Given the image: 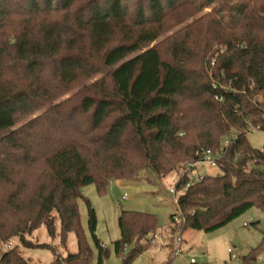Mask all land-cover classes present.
Here are the masks:
<instances>
[{"label":"trees","instance_id":"obj_1","mask_svg":"<svg viewBox=\"0 0 264 264\" xmlns=\"http://www.w3.org/2000/svg\"><path fill=\"white\" fill-rule=\"evenodd\" d=\"M214 4L215 13L195 22L198 33L189 27L186 36L166 41L167 60L149 47L171 13L188 7L194 15ZM99 75L73 109L81 122L55 125L62 129L56 135L38 119L14 130ZM70 102L43 115L53 120ZM257 130L264 131V0H0V190H9L0 200V264H31L20 245L46 247L27 237L44 226L55 238L57 224L63 243L71 233L78 240V253L65 261L90 259L80 189L96 184L103 192L109 181L137 175L116 165L92 173L83 144L97 132L98 155L110 158L131 143L159 177L230 140L218 160L220 173L204 176L179 198L183 222L172 216L174 229L212 232L252 208L264 210V148L248 142ZM39 163L50 184L29 193L20 177ZM89 228L103 264L91 208ZM119 229L116 252L137 245L123 261L130 264L151 248L143 240L155 238L158 224L153 215L130 211L120 216Z\"/></svg>","mask_w":264,"mask_h":264},{"label":"rangeland","instance_id":"obj_2","mask_svg":"<svg viewBox=\"0 0 264 264\" xmlns=\"http://www.w3.org/2000/svg\"><path fill=\"white\" fill-rule=\"evenodd\" d=\"M85 2L79 5H84ZM217 6V4L211 5L194 15H192L195 12L194 9L188 7L179 11L178 15L171 13L166 22L167 29L149 47L156 46L163 59L167 60L169 43L166 41L171 39L174 41L176 38L186 36L191 27H194L195 33H198L199 29H196L195 22L206 15L215 13ZM197 36L202 37L201 34H197ZM215 48L217 47L215 46ZM100 78L101 75L93 80L76 84L65 97L51 104L44 111L22 119L14 130L38 119L47 134L53 131L56 135L62 129H55V125L61 122L68 125L75 121L81 122L80 112L78 109H73L78 105L80 95L89 92L87 88ZM69 98H73V102L60 109L62 115L48 121V117L43 114L53 110L60 102ZM72 111H75L74 114H70ZM48 136L52 137V135ZM98 137L99 132L91 134L89 135L90 143L84 142L83 144L87 156L91 159L90 168L93 174L102 173L101 171L107 168H115L116 165L123 168L125 172L135 171L137 175L134 180H111L103 192L98 190L96 184L80 189L81 196L77 201L80 225L86 247L91 251V257L85 264H98L99 249L89 228L90 208L94 211L96 218L95 235L106 253L103 264H123L125 258L136 249V243H132L120 252L115 250V243L121 237L119 218L123 212L130 211L153 215L158 224L155 238L153 235H149L143 240V243L150 241L151 248L138 255L130 264H190L191 259H194L197 264H245V262L264 264V210L252 208L227 226L212 232H198L191 229L183 232L177 227L180 226V223L174 229L171 217L179 214V208L176 198L170 194V190L175 188L181 179L183 164H177L171 173L159 177L147 168L143 154L133 149L131 143L125 145L124 151L113 153L114 155L110 158L98 155L96 151H99V143L95 142ZM248 142L254 149L262 150L264 148V131L257 130L249 133ZM91 156L94 158L92 159ZM197 173L208 176L217 175L220 171L218 168L205 166L198 171L193 170L189 178L196 176ZM20 180H23L29 193L35 192L41 184H50L47 170L42 163L27 170ZM8 194L9 190L1 189L0 200L6 198ZM245 224L248 227H245ZM178 235L181 236L183 243L180 248L182 254L176 258L174 250ZM27 239L33 244L46 246L37 248L20 245L23 258L31 264H68L65 260L71 255H76L79 251L78 240L74 233L69 234L66 242L63 243L59 224H57L55 238L50 237L47 229L43 226ZM14 242L17 241L14 240ZM57 260L60 263L55 262Z\"/></svg>","mask_w":264,"mask_h":264},{"label":"built area","instance_id":"obj_3","mask_svg":"<svg viewBox=\"0 0 264 264\" xmlns=\"http://www.w3.org/2000/svg\"><path fill=\"white\" fill-rule=\"evenodd\" d=\"M230 143V140H226L224 142V145L221 149L213 152L211 150H201L198 151L196 153V156L198 158V160L194 163H190L187 164L184 168H183V172L181 175V179L188 177L190 173L193 170H199L201 167H205L208 166L209 168H218V160L220 158H222L223 154H224V148H226ZM204 176H202L200 173H197L196 176H193L191 178H189V181L186 182L181 188H178L177 186L175 188H171L170 190V194H172L175 198L176 201L178 202L179 198L185 193V191L193 184L198 182L199 180H201ZM180 180V179H179ZM174 220L176 223H181L183 222V218L180 214L176 215L174 217ZM245 227H248V225H244ZM183 241L181 239V236L178 235L176 237L175 240V244H176V249L174 250V256L177 258L179 256H181L182 252H181V245H182ZM10 248V245H9ZM190 264H197V262L194 259L190 260Z\"/></svg>","mask_w":264,"mask_h":264},{"label":"crops","instance_id":"obj_4","mask_svg":"<svg viewBox=\"0 0 264 264\" xmlns=\"http://www.w3.org/2000/svg\"><path fill=\"white\" fill-rule=\"evenodd\" d=\"M174 231V230H173ZM172 255V254H171ZM169 264V263H168ZM173 264V263H172Z\"/></svg>","mask_w":264,"mask_h":264}]
</instances>
